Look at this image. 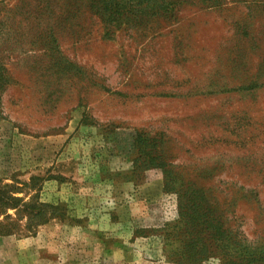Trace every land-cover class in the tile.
<instances>
[{
  "label": "rangeland",
  "instance_id": "obj_1",
  "mask_svg": "<svg viewBox=\"0 0 264 264\" xmlns=\"http://www.w3.org/2000/svg\"><path fill=\"white\" fill-rule=\"evenodd\" d=\"M170 3L0 0V264H264V0Z\"/></svg>",
  "mask_w": 264,
  "mask_h": 264
},
{
  "label": "trees",
  "instance_id": "obj_2",
  "mask_svg": "<svg viewBox=\"0 0 264 264\" xmlns=\"http://www.w3.org/2000/svg\"><path fill=\"white\" fill-rule=\"evenodd\" d=\"M97 4H99L98 13L103 17V19L107 18L108 21L110 20H117L120 21V17L123 14H132L138 13V12H151L152 14L155 13V15L159 14L160 12L168 13L171 3L170 0H94ZM139 157H142V154H139ZM140 161V158L137 160V162ZM144 162V161H143ZM137 167H140L141 163H137ZM180 216L181 219L186 218L187 220L191 221V225L189 228L191 229V233L197 234L195 236L196 240H194L189 245L185 247L186 257L180 256L178 259H180L179 264H182L183 261L191 263L197 262V259L199 255L202 254V258L205 260L207 258L208 254V247L206 243H203L199 238V233L194 232V229L198 227V225H194L195 222H198L201 220V217L204 214L197 213V211L193 208H186L181 202H180ZM191 206H194L191 204ZM50 207L43 206V208H38L35 212H32L29 215V226L32 222H34V225H40L45 223L47 216H54V212L48 213V209ZM49 210L55 211L54 208H51ZM195 214V215H194ZM204 224V223H203ZM209 227L200 226V230L206 231ZM0 232H7L6 226L0 225ZM199 245V249L196 247Z\"/></svg>",
  "mask_w": 264,
  "mask_h": 264
}]
</instances>
